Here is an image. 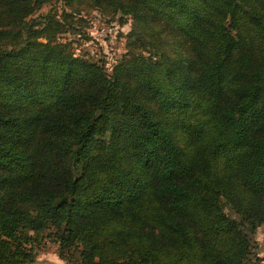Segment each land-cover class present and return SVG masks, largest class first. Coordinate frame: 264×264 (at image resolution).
<instances>
[{
	"label": "trees",
	"instance_id": "1",
	"mask_svg": "<svg viewBox=\"0 0 264 264\" xmlns=\"http://www.w3.org/2000/svg\"><path fill=\"white\" fill-rule=\"evenodd\" d=\"M46 1L0 0V264L49 228L79 264H242L264 222V0H88L153 50L110 72L26 20Z\"/></svg>",
	"mask_w": 264,
	"mask_h": 264
},
{
	"label": "rangeland",
	"instance_id": "2",
	"mask_svg": "<svg viewBox=\"0 0 264 264\" xmlns=\"http://www.w3.org/2000/svg\"><path fill=\"white\" fill-rule=\"evenodd\" d=\"M26 20L35 26H47L45 32L53 39L65 42L74 54L102 63L109 72L124 54L153 53L131 33L133 20L129 14L98 7L88 0H48ZM223 208L238 218L228 205L223 204ZM242 230L250 240V252L242 264H264V222L246 221ZM50 232L51 228L46 229L43 237L34 242L31 264H79L76 251L59 254L58 242L48 235Z\"/></svg>",
	"mask_w": 264,
	"mask_h": 264
}]
</instances>
